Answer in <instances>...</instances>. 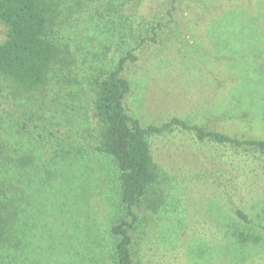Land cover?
<instances>
[{
  "label": "rangeland",
  "instance_id": "rangeland-1",
  "mask_svg": "<svg viewBox=\"0 0 264 264\" xmlns=\"http://www.w3.org/2000/svg\"><path fill=\"white\" fill-rule=\"evenodd\" d=\"M48 1L57 26L73 30L63 47L76 50L86 77L136 55L122 72L130 81L124 105L141 125L176 116L264 139V0ZM7 91L0 92V199L16 197L28 226L15 221L0 242V264H117L110 227L126 209L117 167L94 149V128L74 132L77 115L65 111L40 137L32 124L9 120L16 113ZM145 139L157 204L141 208L129 228L135 264H264V182L246 185L243 175L252 158L178 127Z\"/></svg>",
  "mask_w": 264,
  "mask_h": 264
},
{
  "label": "trees",
  "instance_id": "trees-1",
  "mask_svg": "<svg viewBox=\"0 0 264 264\" xmlns=\"http://www.w3.org/2000/svg\"><path fill=\"white\" fill-rule=\"evenodd\" d=\"M50 2L0 0V22L5 26V38L0 41V85L6 89L0 88V92H10L12 113L16 115L9 116V120L19 128L32 124L41 129L43 135L38 133L40 137L45 136V126L51 130L55 118L61 117L65 111L77 115L74 123L70 122V129L74 132L78 133L81 125L84 126L82 130L92 125L98 138L93 143L94 149L111 157L119 171L120 201L126 209L127 217L110 227V232L117 237L114 245L117 264H135L129 228L137 220V212L141 208L150 203L157 204L154 201L157 195L154 189L157 173L146 134H157L178 127L212 146L236 151L238 155L247 154L255 164L244 170V183L247 185L253 178L264 182V139L232 136L189 124L176 116L159 124L141 125L139 119L132 117L124 105L130 81L122 72L125 63L134 61L136 55L129 51L120 56L109 71L86 77L82 71L84 62L77 58L76 50L67 52L63 47L67 40L73 41V30L57 26V15ZM150 39L155 38L151 36ZM68 104L73 106L72 109ZM89 113L94 115L95 120L89 119ZM250 151L252 154L248 155ZM4 189L0 190V194H4ZM3 198L8 201L6 203L0 199V242L7 239L15 221L24 227L28 226L26 216L19 217L17 198ZM43 207L45 201H40L39 208L42 210ZM235 214L246 223L250 220L241 209H236ZM239 236L243 241L246 238L241 232Z\"/></svg>",
  "mask_w": 264,
  "mask_h": 264
}]
</instances>
